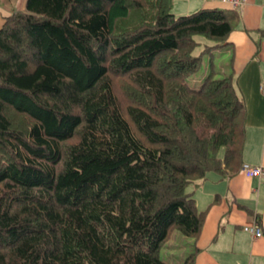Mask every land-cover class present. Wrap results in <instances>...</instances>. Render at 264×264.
<instances>
[{"label":"trees","instance_id":"16d2710c","mask_svg":"<svg viewBox=\"0 0 264 264\" xmlns=\"http://www.w3.org/2000/svg\"><path fill=\"white\" fill-rule=\"evenodd\" d=\"M23 7L0 27V264H166L173 230L192 240L182 264H193L205 213L186 189L242 165L244 105L212 61L237 12ZM196 36L214 44L192 56Z\"/></svg>","mask_w":264,"mask_h":264},{"label":"crops","instance_id":"0c3cea01","mask_svg":"<svg viewBox=\"0 0 264 264\" xmlns=\"http://www.w3.org/2000/svg\"><path fill=\"white\" fill-rule=\"evenodd\" d=\"M199 8L235 10L238 14L227 37L231 47L223 48L227 63L221 75L231 74L244 105L242 164L264 168V0H246L238 7L223 0H185L176 14ZM9 14L0 7V27ZM189 191L197 211L205 213L193 264H264V179L237 172L221 180L209 174L206 181ZM245 227L258 228L262 236L253 238L243 230Z\"/></svg>","mask_w":264,"mask_h":264},{"label":"rangeland","instance_id":"374dc122","mask_svg":"<svg viewBox=\"0 0 264 264\" xmlns=\"http://www.w3.org/2000/svg\"><path fill=\"white\" fill-rule=\"evenodd\" d=\"M185 0H174L173 9H171L172 15L175 17L191 14L199 9L190 11L186 14H176L177 8ZM194 2V1H191ZM24 0H0V7L7 9L10 13L12 12H24L23 7ZM195 42L198 44L197 47L193 50L192 56H197L205 46H211L214 44L212 41H208L203 37L196 36L194 37ZM207 54H204L201 67L197 73L188 78L187 82L191 87H198L199 81L202 79L207 72L208 58ZM212 61L214 70L217 73V78L222 77L221 69L226 66L227 63V52L224 49H215L212 52ZM190 186L187 187V191L190 190ZM201 207V206H200ZM192 250V240L182 236L178 231L173 230L169 236V239L162 245L159 250V258L166 264H182L185 257Z\"/></svg>","mask_w":264,"mask_h":264},{"label":"built area","instance_id":"2783aa9c","mask_svg":"<svg viewBox=\"0 0 264 264\" xmlns=\"http://www.w3.org/2000/svg\"><path fill=\"white\" fill-rule=\"evenodd\" d=\"M223 1L228 3L231 7H238L244 4L246 0H223ZM240 173L246 176L247 178H252L256 180L264 179L263 167H248L242 164L240 167ZM243 230L248 234H250L253 238H260L262 236L260 230L255 227H245L243 228Z\"/></svg>","mask_w":264,"mask_h":264}]
</instances>
